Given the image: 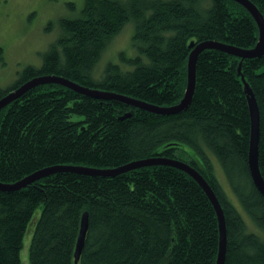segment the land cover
<instances>
[{
    "label": "trees",
    "instance_id": "trees-1",
    "mask_svg": "<svg viewBox=\"0 0 264 264\" xmlns=\"http://www.w3.org/2000/svg\"><path fill=\"white\" fill-rule=\"evenodd\" d=\"M250 1L264 18V0ZM67 6L71 16L59 18L60 35L41 65L25 67L0 88V98L32 78L60 75L169 107L185 92L190 42L250 49L258 40L255 20L233 0H83L79 8ZM127 25L137 53L120 52L119 62L98 70L106 46ZM239 65L258 106L264 179V53L241 59L206 49L196 60L191 100L177 113H153L54 83L28 90L0 110V182L59 165L107 169L155 156L178 159L201 173L221 205L224 264H264V195L249 170L250 114ZM127 111L131 116L121 118ZM85 211L89 224L78 264H215V209L191 176L166 165L112 177L60 171L0 190V264H21L29 229L30 264H74Z\"/></svg>",
    "mask_w": 264,
    "mask_h": 264
},
{
    "label": "water",
    "instance_id": "water-1",
    "mask_svg": "<svg viewBox=\"0 0 264 264\" xmlns=\"http://www.w3.org/2000/svg\"><path fill=\"white\" fill-rule=\"evenodd\" d=\"M233 1L242 5L256 22V25L258 27V40L255 46L250 49H242L225 43L211 41V40L201 41L198 43H195L193 41L190 42L189 48L191 49V51L188 55L187 64H186L187 67L186 88L182 99L176 105L169 107H159L135 99L133 97L120 95L112 92L90 89L88 87L78 84L77 82L69 78L60 75H43L32 78L24 82L16 89L8 92L6 95L1 97L0 110L9 103H11L12 101L20 98L24 93L34 88L35 86L46 83H54L72 89L77 93L93 96L99 99L123 101L124 103L132 107H137L153 113L167 115V114L180 112L187 108L191 100L196 82V60L198 55L203 50L217 49L235 55L237 57H240L241 59L260 57L264 53V18L262 14L250 0H233ZM237 72L240 75L242 85L244 84L243 89L246 94L249 114H250V138H249V151H248L249 170L255 185L264 195V179L261 175L258 165V142H259V131H260L258 106L249 84L245 80L244 76L241 74L240 65L237 68ZM131 114H132L131 111H127L122 115L121 118L130 117ZM151 165H166L180 169L185 173H187L189 176H191L203 189V191L205 192V194L207 195V197L209 198L210 202L212 203L215 209L218 220L219 243H218V251L216 255L215 264H224L225 251H226V227H225V219L221 205L215 193L213 192V190L211 189L210 185L205 180V178L201 175V173L197 169H195L191 164L178 159L155 156L144 160L133 161L116 168H107V169L82 167V166H70V165L46 167L24 177L23 179L15 183L0 182V190L3 191L17 190L27 186L28 184H30L31 182L37 179H40L44 176H48L60 171H70L85 175H103V176L112 177L133 169H137L145 166H151ZM88 224H89L88 212L85 211L81 216L79 233L74 251V264H78L80 254L82 252L85 243Z\"/></svg>",
    "mask_w": 264,
    "mask_h": 264
},
{
    "label": "rangeland",
    "instance_id": "rangeland-1",
    "mask_svg": "<svg viewBox=\"0 0 264 264\" xmlns=\"http://www.w3.org/2000/svg\"><path fill=\"white\" fill-rule=\"evenodd\" d=\"M67 2H73L76 8H79L83 0H0V88L10 85L25 67L41 65L42 54L60 35L59 18L71 16ZM131 35L132 28L127 25L113 37L102 54L98 70H101L108 61L119 62L117 55L120 52L127 56H134L137 53L131 45ZM70 119L74 120L75 117ZM183 149L191 152L187 146ZM210 158L216 178L230 195L217 160L211 154ZM29 231L30 229L23 238L21 264H30Z\"/></svg>",
    "mask_w": 264,
    "mask_h": 264
}]
</instances>
